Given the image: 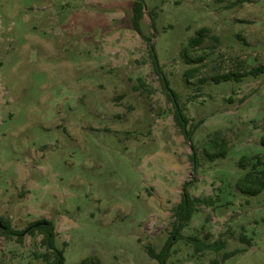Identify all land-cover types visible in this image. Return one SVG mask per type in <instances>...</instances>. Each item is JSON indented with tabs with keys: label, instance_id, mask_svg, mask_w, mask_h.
I'll return each mask as SVG.
<instances>
[{
	"label": "rangeland",
	"instance_id": "obj_1",
	"mask_svg": "<svg viewBox=\"0 0 264 264\" xmlns=\"http://www.w3.org/2000/svg\"><path fill=\"white\" fill-rule=\"evenodd\" d=\"M143 3L145 36L134 0H0V215L17 230L51 221L64 264H162L148 248L169 242L168 264H264V192L236 185L242 156L264 158V73L214 80L264 63V0ZM162 76L187 128L200 123L192 142ZM214 139L228 154L211 161ZM185 187L213 205L175 233ZM42 238L0 230V264H51Z\"/></svg>",
	"mask_w": 264,
	"mask_h": 264
},
{
	"label": "trees",
	"instance_id": "obj_2",
	"mask_svg": "<svg viewBox=\"0 0 264 264\" xmlns=\"http://www.w3.org/2000/svg\"><path fill=\"white\" fill-rule=\"evenodd\" d=\"M143 9H144V3L143 0H134V28L135 30L143 35V30L140 26V19L143 15ZM209 31L208 27H202L197 30V35L192 37L189 41L188 47L183 51V53H186L187 50L190 47H197L203 44L207 32ZM149 39V38H148ZM151 54H152V60L153 65L156 69H159V60L158 56L155 50L154 45L151 46ZM194 72V71H193ZM264 73V63L258 66L253 67L252 69L245 71V72H227L223 74H218L214 76V80L217 83H220L222 81H228V80H236L241 81L243 77L252 75V76H259L260 74ZM193 75V74H191ZM164 85L166 89L169 91L170 97L173 99V104L175 107V118L179 125L181 126V129L186 136L187 140L189 142H192L193 140V132L197 126H199L200 123H195L191 129H188L187 126L189 124V119L186 117V115L183 113L182 108L180 107V104L178 102V96L176 91H174L169 86L168 80L163 77ZM261 143L264 145V134L261 137ZM210 146L214 148V151L208 152V157L211 161H214L218 158H225L228 154V147L226 141L219 142L217 139H214L211 141ZM194 148V146L192 145ZM252 160H255L252 162ZM194 162L198 164V156H196V152L194 155ZM241 166L245 165H251V168L240 178L237 180V187L240 190L241 193L250 195V196H256L260 194L261 192H264V158L260 155H254V156H248L244 155L240 159ZM186 186V185H185ZM213 200L201 197H192L191 194L188 192V190L184 189V195L181 203L178 205L176 209V229L175 233H178L182 228H184L186 225H188V222L191 220L193 214L197 211V208L200 204H207V205H213ZM0 230L2 231L3 235L9 239L16 238L18 242L22 243L25 237L26 233H29L30 235H35L36 230H40V233L43 234V238L41 240V244L47 249V251L43 254L44 258L47 261H50L51 264H64L65 263V255H64V249L59 248L56 245L55 242V234H54V226L51 221H48L47 224H44L42 222H33L31 223L30 227H28L25 230H17L12 228L10 221L5 218L3 215H0ZM189 241L193 242L196 246V250L199 252L206 248H213L216 250H220L225 247V243L221 241V239L217 240L214 244H206L203 243L198 239L197 236H190L188 237ZM172 240V238H171ZM170 240V241H171ZM242 240L244 242L251 243V239L247 237V235L242 236ZM170 243H168L166 249L162 251L161 253H156L152 247L148 248L149 255L159 260L162 264H168L166 262V259L169 256L168 253V247L170 246ZM240 251V249H235L231 251H227L224 253L222 260H226L227 258L237 254ZM213 262H219L218 260H215Z\"/></svg>",
	"mask_w": 264,
	"mask_h": 264
},
{
	"label": "water",
	"instance_id": "obj_3",
	"mask_svg": "<svg viewBox=\"0 0 264 264\" xmlns=\"http://www.w3.org/2000/svg\"><path fill=\"white\" fill-rule=\"evenodd\" d=\"M43 223H44V224H47V222H46V221H44Z\"/></svg>",
	"mask_w": 264,
	"mask_h": 264
},
{
	"label": "flooded vegetation",
	"instance_id": "obj_4",
	"mask_svg": "<svg viewBox=\"0 0 264 264\" xmlns=\"http://www.w3.org/2000/svg\"><path fill=\"white\" fill-rule=\"evenodd\" d=\"M44 222V221H43Z\"/></svg>",
	"mask_w": 264,
	"mask_h": 264
}]
</instances>
